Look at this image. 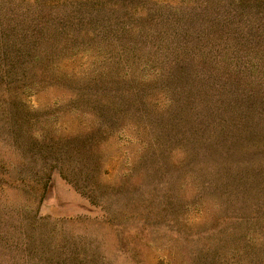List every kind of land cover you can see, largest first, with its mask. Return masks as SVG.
I'll return each mask as SVG.
<instances>
[{
  "label": "rangeland",
  "instance_id": "374dc122",
  "mask_svg": "<svg viewBox=\"0 0 264 264\" xmlns=\"http://www.w3.org/2000/svg\"><path fill=\"white\" fill-rule=\"evenodd\" d=\"M219 1L0 0V264H264V0Z\"/></svg>",
  "mask_w": 264,
  "mask_h": 264
},
{
  "label": "trees",
  "instance_id": "16d2710c",
  "mask_svg": "<svg viewBox=\"0 0 264 264\" xmlns=\"http://www.w3.org/2000/svg\"><path fill=\"white\" fill-rule=\"evenodd\" d=\"M240 1L239 0H220L219 3H221L224 6H232L235 7V5H238ZM223 9H228V8H223ZM248 8H229L228 12H225L224 16H226L227 14L232 13L236 18H238L239 20H243V17H245L246 15L250 16V12H248L247 10ZM245 29V28H243ZM234 31H238L237 29H230V28H226L224 31H220V33L222 35L230 33V32H234ZM219 32V31H218ZM225 59H227V57H224ZM225 59H222V63L225 62ZM237 60L239 59H235L234 63L236 65V68L241 70V69H248L247 66H245L243 63H240V60L237 62ZM226 63V62H225ZM227 66L226 69H228V67L230 65L225 64Z\"/></svg>",
  "mask_w": 264,
  "mask_h": 264
}]
</instances>
